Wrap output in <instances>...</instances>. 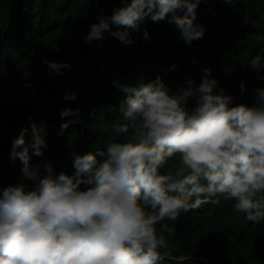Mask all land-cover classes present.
<instances>
[{"label": "clouds", "instance_id": "9594fccd", "mask_svg": "<svg viewBox=\"0 0 264 264\" xmlns=\"http://www.w3.org/2000/svg\"><path fill=\"white\" fill-rule=\"evenodd\" d=\"M200 3L122 0L111 15L97 17L84 39L102 41L110 32L131 44V33L150 19L174 25L190 45L205 32L195 23ZM143 38L149 39L147 29ZM44 63L50 74L69 66ZM248 64L259 76L264 57L253 56ZM202 71L199 85L189 79L175 91L159 76L118 84L126 93L119 115L99 125L110 139L76 154L70 174H57L48 163L43 172L33 165L32 156L47 147V128L33 123L27 143L28 129H22L10 154L21 162V179L0 188V264H162L172 252L163 234L167 226L161 224L158 234L157 225L219 204L221 197L235 201L234 210L246 220L264 222V88L254 89L251 105L235 103L223 88L215 91L218 80L209 67ZM60 117L62 133L79 121L80 110L66 107ZM177 154V164L166 168Z\"/></svg>", "mask_w": 264, "mask_h": 264}, {"label": "trees", "instance_id": "16d2710c", "mask_svg": "<svg viewBox=\"0 0 264 264\" xmlns=\"http://www.w3.org/2000/svg\"><path fill=\"white\" fill-rule=\"evenodd\" d=\"M121 2L0 0V188L21 179V162L10 156L12 140L27 128L29 142L33 123L47 128L43 155L31 158L41 172L48 163L55 173L70 174L76 154L107 143L110 138L100 134L99 125L119 115L126 93L118 84L147 83L159 76L175 91L189 79L199 85L207 66L218 80L215 91L223 88L235 103L251 105L254 89L264 88L259 78L264 70L258 76L248 64L253 56L264 57V0H201L195 23L205 32L190 45L174 25L150 19L131 33V44L110 32L102 41L85 42L97 17L111 15ZM46 60L69 66L50 74ZM69 93L75 99H66ZM66 107L78 108L80 118L61 133L60 113ZM178 160L177 154L166 168ZM219 199V204H204L157 225L158 234L161 224L167 226L163 234L172 252L162 264H264V222L246 220L234 210L235 201Z\"/></svg>", "mask_w": 264, "mask_h": 264}]
</instances>
